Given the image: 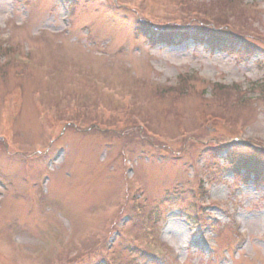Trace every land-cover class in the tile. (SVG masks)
<instances>
[{
  "label": "rangeland",
  "instance_id": "rangeland-1",
  "mask_svg": "<svg viewBox=\"0 0 264 264\" xmlns=\"http://www.w3.org/2000/svg\"><path fill=\"white\" fill-rule=\"evenodd\" d=\"M150 1L153 4L144 6L157 8V0ZM194 1L203 3L208 12L218 10L222 18L230 15L220 8L233 9L235 4L234 0L231 3ZM242 1L258 7L257 12L248 13L252 21L243 23L247 33L254 30L264 34V0ZM107 3L108 0L81 1L71 11L65 0H0V58H6L10 65L5 71L7 76L1 74L3 68H0V138L5 140L0 142V239L7 240L8 227H5L13 224L16 231L8 232L9 237L21 239L25 246L21 248L38 252L33 255L19 251L20 248L16 250L19 251L17 260L50 264L49 261L64 252L72 254L74 248L92 244L94 240H87L88 234L108 226L107 220L118 203L131 205L138 196H144L151 206L160 205L163 200L160 211L167 220L163 227L166 240L175 243L181 264H214L219 254L209 255L202 238L212 216L220 218L216 222L220 226L215 228L220 246L235 240L230 232L231 216L208 203L212 196H219L224 203L231 201L239 206L236 216L242 228L249 232L236 259L227 264H264V158L257 160L262 168L261 183L257 185L250 180H236L230 169H206L208 162L201 156L192 161L187 153L174 161L170 153H177L183 141L195 144L194 154L210 145L264 147V89L251 86L264 79V45L248 37L261 45L252 55L243 45H214L193 40L176 46L153 44L143 38L139 29L135 30L133 13L110 9ZM211 3L214 6L208 5ZM170 9L171 6L165 8L164 14ZM236 16H230V20L237 23ZM196 21L195 18L177 20L179 23L172 28V22L165 23L175 31L177 24L199 26L200 20ZM220 30L226 33L225 29ZM24 46L30 48L32 57L27 67L16 60ZM181 74L198 78L187 81L183 93L177 87L167 90L178 84ZM217 81L227 85L237 83L238 92L224 90L221 99L211 96L210 83ZM19 88V110L13 111L6 106L11 102L7 96ZM64 89L72 94L87 93V103L101 112L104 107L128 103L126 95L130 96L135 105L132 107L141 113L137 115L161 140L139 132L130 114L122 122L126 113L115 130L102 131L96 127L91 130L85 124L61 128L55 123L58 117L54 119V112L46 113L45 107L53 101L47 98L49 92L60 94ZM75 100L76 97L71 102ZM213 116L225 121H213ZM45 118L50 119L49 124L45 125ZM235 122L243 125L244 135L238 137ZM57 137L60 140L47 143L49 138ZM125 139L130 142L123 146ZM1 143L7 144L5 148ZM39 144L41 149L36 159L29 160L27 156ZM56 144L62 151V159L57 165L49 166ZM121 149L125 155L136 156L130 181L123 179L130 173L120 162ZM101 154L106 157L104 162ZM224 156L225 152L217 158L222 160ZM24 169L30 171L29 180L37 178L40 171L47 178L46 187L41 184L42 190L37 184L26 192ZM196 175L206 180L203 185L207 194L194 206L189 191L194 188ZM176 179L182 181L181 185L175 184ZM192 206L196 215L202 208L200 212L204 214L199 219L191 214ZM97 222L101 224L100 229L96 228ZM197 232L202 234L195 236ZM66 235L72 236L62 240ZM152 236L155 240L159 238L156 227ZM119 237L128 242L125 233L120 232ZM7 253L8 250L4 252ZM4 254L0 256V264H12L11 257ZM126 258L124 252L123 259Z\"/></svg>",
  "mask_w": 264,
  "mask_h": 264
},
{
  "label": "trees",
  "instance_id": "trees-1",
  "mask_svg": "<svg viewBox=\"0 0 264 264\" xmlns=\"http://www.w3.org/2000/svg\"><path fill=\"white\" fill-rule=\"evenodd\" d=\"M201 36L207 37V40H210V41L222 42L224 40V36L222 37L221 35H216V34H211V33H205L204 32ZM229 41L234 42V41H232V39H229ZM235 42L237 43L239 41H235ZM239 160L245 166H248L250 163L249 160L245 159V158H240Z\"/></svg>",
  "mask_w": 264,
  "mask_h": 264
}]
</instances>
